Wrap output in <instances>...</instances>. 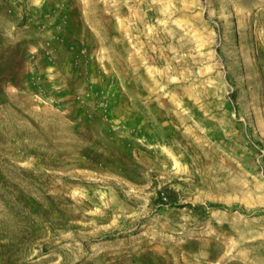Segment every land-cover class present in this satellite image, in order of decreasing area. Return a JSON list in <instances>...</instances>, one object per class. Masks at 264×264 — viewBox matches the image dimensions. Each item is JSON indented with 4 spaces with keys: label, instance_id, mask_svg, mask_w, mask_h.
<instances>
[{
    "label": "rangeland",
    "instance_id": "obj_1",
    "mask_svg": "<svg viewBox=\"0 0 264 264\" xmlns=\"http://www.w3.org/2000/svg\"><path fill=\"white\" fill-rule=\"evenodd\" d=\"M0 264H264V0H0Z\"/></svg>",
    "mask_w": 264,
    "mask_h": 264
},
{
    "label": "trees",
    "instance_id": "obj_2",
    "mask_svg": "<svg viewBox=\"0 0 264 264\" xmlns=\"http://www.w3.org/2000/svg\"><path fill=\"white\" fill-rule=\"evenodd\" d=\"M191 207H193V209H195V210H200L203 208V206H191Z\"/></svg>",
    "mask_w": 264,
    "mask_h": 264
}]
</instances>
